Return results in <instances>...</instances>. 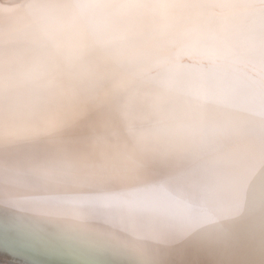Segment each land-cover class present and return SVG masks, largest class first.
<instances>
[{"label":"bare ground","instance_id":"bare-ground-1","mask_svg":"<svg viewBox=\"0 0 264 264\" xmlns=\"http://www.w3.org/2000/svg\"><path fill=\"white\" fill-rule=\"evenodd\" d=\"M0 264H264V0H0Z\"/></svg>","mask_w":264,"mask_h":264}]
</instances>
